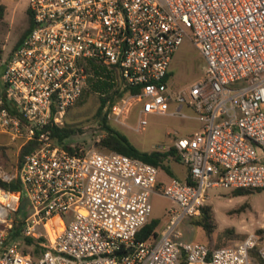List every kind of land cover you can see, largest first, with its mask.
<instances>
[{
	"label": "built area",
	"instance_id": "built-area-1",
	"mask_svg": "<svg viewBox=\"0 0 264 264\" xmlns=\"http://www.w3.org/2000/svg\"><path fill=\"white\" fill-rule=\"evenodd\" d=\"M29 11L33 28L0 76V133L19 149L38 145L16 174L0 172L23 184L0 187V264H264L255 234L218 248L174 234L182 218L201 214L210 189H264V0H29ZM187 37L206 60L204 75L172 97L165 78ZM90 59L137 88L114 102L111 121L140 132L174 101L172 113L189 118L186 106L202 122L174 142L185 179L164 183L142 159L94 145L70 152L52 138L46 127L64 125ZM23 192L31 210L22 236L45 239L36 257L10 239ZM154 193L172 200L170 225L138 241Z\"/></svg>",
	"mask_w": 264,
	"mask_h": 264
},
{
	"label": "rangeland",
	"instance_id": "rangeland-1",
	"mask_svg": "<svg viewBox=\"0 0 264 264\" xmlns=\"http://www.w3.org/2000/svg\"><path fill=\"white\" fill-rule=\"evenodd\" d=\"M29 0H19L17 9L10 12L8 18L0 21V74L4 71L5 60L8 59L30 25ZM3 59H2V58ZM5 59V60H4ZM206 60L200 50L190 38H186L175 54L171 71L170 94L174 97L178 91L203 77ZM1 82V80H0ZM98 96L92 94L84 102L74 103L65 116L64 124H70L76 132L67 140L73 148H87L96 144L101 134L98 123ZM177 104L169 102L167 113H151L148 124L140 132L132 127L111 123L123 131L130 140L142 150H166L174 145L178 136H185L197 131L202 122L194 117V112L184 107V111L191 117L184 118L174 114ZM138 108H134L129 123L136 125ZM20 141L13 140L9 135L0 133V172L16 174ZM170 165L179 178L187 175L186 166L180 161L170 160ZM159 178L167 183L171 175L160 168ZM231 189L214 187L209 190L210 201L216 217V228L208 236L202 227L193 225L191 217L182 218L174 227V234L183 241H200L210 246H232L245 239L249 234H255L264 240V189L255 190L249 195L233 196ZM151 219H158V230L161 232L170 225V208L174 206L172 200L162 194H152ZM199 216V215H198ZM196 216V217H198ZM169 228V227H168ZM23 249L34 254V245H27L24 238L19 239ZM38 255V254H37ZM36 255V256H37ZM34 256V255H33Z\"/></svg>",
	"mask_w": 264,
	"mask_h": 264
},
{
	"label": "trees",
	"instance_id": "trees-1",
	"mask_svg": "<svg viewBox=\"0 0 264 264\" xmlns=\"http://www.w3.org/2000/svg\"><path fill=\"white\" fill-rule=\"evenodd\" d=\"M5 15V6L0 5V21H3ZM33 28V19L30 14V25L24 35L21 37L19 42L16 44L15 48L18 47L23 39L30 33ZM88 84L84 89L80 98L76 101V103L84 102V100L95 94L98 96L99 107H98V123L100 127L101 134L99 136V140L94 144V146L98 147L104 151H117L123 153L125 155H129L131 157L142 159L145 162L156 165L157 167L164 169L168 174L172 177H176L171 165L170 160L174 159L175 161L180 162V156L177 153V149L174 145L170 146L166 150L162 149H154V150H142L137 147L130 138L120 129L115 127L111 120L108 118V112L114 102L124 94L127 90H131L132 92H136L137 88L128 86L124 79L121 77V74L116 69V67H109L95 60H88ZM173 73L169 72L165 81L171 79ZM1 86V85H0ZM71 108V107H70ZM69 108V109H70ZM68 112V110H67ZM67 114V113H66ZM46 130L50 132L52 138L56 140V142L62 147L67 148L70 152H74L76 149L70 147L67 144L68 138H70L75 132L70 124H64L63 126H58L53 123H50ZM38 142L36 140H31L19 149L18 156V167L22 166V162L24 156L32 151ZM0 187L6 190H23L22 180L19 176L13 178L10 181L3 180L0 176ZM253 189L248 188H237L232 191L233 196H244L249 195L254 192ZM30 201L25 192L22 194L20 206L17 212L14 214L13 218V226L11 228L10 239L16 240L20 238H24L27 245H34V256L36 257L43 249L46 248L45 239L35 238V237H24L22 236V228L25 222V218L30 213ZM158 219H151L148 223H146L141 230L138 232L136 239L146 240L150 239L159 234ZM191 222L193 225L202 227L208 236H211L213 231L216 228V217L212 207L207 204L202 207L201 214L198 217H192ZM244 240V239H243ZM264 241V240H261ZM209 245V244H208ZM210 246V245H209ZM224 245L219 244L218 246H210L211 248L223 247ZM25 252L30 253L24 249ZM256 252L255 250L253 251ZM257 261H261L259 257H257Z\"/></svg>",
	"mask_w": 264,
	"mask_h": 264
},
{
	"label": "crops",
	"instance_id": "crops-1",
	"mask_svg": "<svg viewBox=\"0 0 264 264\" xmlns=\"http://www.w3.org/2000/svg\"><path fill=\"white\" fill-rule=\"evenodd\" d=\"M19 3V0H0V5H4L5 6V15H4V19L8 18L10 15V12H14L17 9V5ZM29 7V6H28ZM30 12V11H29ZM3 19V20H4ZM15 49V48H14ZM13 49V50H14ZM3 73V72H2ZM2 73L0 74V76L2 75ZM193 133V132H192ZM190 133V134H192ZM188 134V135H190ZM174 171V170H173ZM175 173V171H174ZM176 177L179 178L177 176V174L175 173ZM172 177V176H171ZM187 177V175L184 178H180V179H185Z\"/></svg>",
	"mask_w": 264,
	"mask_h": 264
},
{
	"label": "flooded vegetation",
	"instance_id": "flooded-vegetation-1",
	"mask_svg": "<svg viewBox=\"0 0 264 264\" xmlns=\"http://www.w3.org/2000/svg\"><path fill=\"white\" fill-rule=\"evenodd\" d=\"M1 58H2V57H1ZM2 59H3V58H2ZM4 60H5V59H4ZM7 60H8V59L5 60V64H6Z\"/></svg>",
	"mask_w": 264,
	"mask_h": 264
}]
</instances>
